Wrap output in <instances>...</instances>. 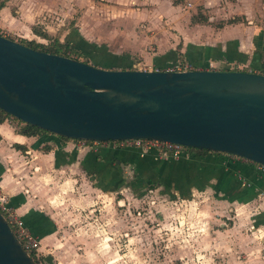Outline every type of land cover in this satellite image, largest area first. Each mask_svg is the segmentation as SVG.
<instances>
[{"label":"crops","instance_id":"crops-1","mask_svg":"<svg viewBox=\"0 0 264 264\" xmlns=\"http://www.w3.org/2000/svg\"><path fill=\"white\" fill-rule=\"evenodd\" d=\"M75 2L55 0L57 25H63L68 16L74 20V30L62 31L58 40L103 61L97 67L131 69L139 62L155 70L185 60L198 69L250 67V72L259 73V54L264 55V0H81L91 4L92 10L82 7L79 16H73ZM43 10L37 0H0V27L10 36L31 41L37 24L47 28L42 25L48 14ZM62 14L67 17L59 18ZM77 145L52 133L22 135L7 120L0 122V190L32 233L45 236L55 227L38 203L50 199V180L60 173L62 185L77 181L82 185L88 179L96 187L108 180L113 181L108 189L116 191L123 179L163 184L171 178L173 188H183L184 193L192 188L219 193L247 216L248 225L264 242V172L257 163L225 153L161 161L153 152L140 155L141 151L110 144ZM187 167L192 168L191 176L180 172ZM122 168L129 169L130 176ZM174 169L180 175H172Z\"/></svg>","mask_w":264,"mask_h":264},{"label":"water","instance_id":"water-1","mask_svg":"<svg viewBox=\"0 0 264 264\" xmlns=\"http://www.w3.org/2000/svg\"><path fill=\"white\" fill-rule=\"evenodd\" d=\"M0 110L57 136L149 139L264 166V75L107 69L0 36ZM0 264H37L0 213Z\"/></svg>","mask_w":264,"mask_h":264},{"label":"rangeland","instance_id":"rangeland-1","mask_svg":"<svg viewBox=\"0 0 264 264\" xmlns=\"http://www.w3.org/2000/svg\"><path fill=\"white\" fill-rule=\"evenodd\" d=\"M75 1L73 16H79L82 7L92 10L91 4ZM37 2L43 7V13L48 14L42 18V25L47 28L37 24L36 29L49 31L51 38L59 37L62 31L74 30V20L65 14L59 18L67 17V21L57 25L55 9L59 5L55 6V0ZM31 39L30 44L28 40H20L24 45L41 49L49 43L37 35ZM90 56L69 53L70 58L87 64L103 63ZM133 65L143 67L139 62ZM240 69L251 70L250 67ZM256 70L262 72L261 68ZM6 120L16 128L14 120ZM62 140L74 141L80 148L94 146L83 140ZM185 154L189 153L177 157L156 156L161 161L191 160L192 156ZM191 169L182 168L180 172L191 176ZM122 170L130 176L129 169ZM170 173L180 175L177 169ZM58 177L61 178L60 173L50 180V199L47 197L38 203L44 209L45 218L55 221V227L44 232L45 236L30 231L35 239L31 258L37 264H264V242L248 225L247 216L219 193L193 188L184 193L183 188H173L171 178L163 184L147 182L144 178L123 179L122 187L112 191L108 188H113L110 185L113 181H102L96 187L88 179L82 185V181L62 185Z\"/></svg>","mask_w":264,"mask_h":264},{"label":"built area","instance_id":"built-area-1","mask_svg":"<svg viewBox=\"0 0 264 264\" xmlns=\"http://www.w3.org/2000/svg\"><path fill=\"white\" fill-rule=\"evenodd\" d=\"M0 36L10 38L11 36L0 27ZM13 40L16 41V38L12 36ZM143 66L141 68L135 67L132 64V69H145ZM236 69V67H232ZM198 69L194 64L185 60H176L168 66L163 67L162 69L155 70H166V71H186ZM238 70H241L237 67ZM208 70V69H207ZM213 70V69H211ZM85 140H83L84 142ZM92 145L104 144L112 145L113 147L119 148H134L139 151H148L151 150L155 154H161L163 156L177 157L182 153H186V147L181 146L176 143H169L164 141H156L149 139H127V140H116V141H89ZM113 143V144H111ZM186 155V154H185ZM229 155V154H228ZM234 156V155H233ZM237 157V156H234ZM240 158V157H239ZM243 159V158H241ZM245 160V159H244ZM260 171L264 172V166L257 164ZM0 213L4 217L7 225L15 234L16 238L20 242L23 249L28 253L29 251L35 248V239L30 231L24 226L23 221L14 213L13 209L8 204V199L4 193L0 190Z\"/></svg>","mask_w":264,"mask_h":264},{"label":"trees","instance_id":"trees-1","mask_svg":"<svg viewBox=\"0 0 264 264\" xmlns=\"http://www.w3.org/2000/svg\"><path fill=\"white\" fill-rule=\"evenodd\" d=\"M33 32H34L35 35L48 40L49 41L48 45L45 48H43V49L37 48V47H32L31 45H28V44H25V46L31 47V48L39 50V51H44V52H47V53L59 54V55H63V56H66V57H69V53L70 52L75 53L77 55H81L83 57L86 55L83 51H80L76 47L71 46L67 42L61 43L58 40V37L51 38L50 35H48L45 32H40L36 28H33ZM10 38H12V36ZM16 41L21 43V44H23V42L20 39H17ZM26 42L29 43L31 41H26ZM39 46H42V45H39ZM262 56H263L262 53H260L259 54V60H260V67L259 68L262 69V72H260V74L264 75V59H262ZM125 68L126 69H130L129 66L128 67H124L122 69H125ZM6 119H11V120H14L16 122L15 125H16L17 129L15 128V131L17 133H19V134L26 135V136H41L43 134H49V132H47V131H45L43 129H40V128L36 127V126L30 125V124H27V123H22L19 120L11 117L10 115H8V114L4 113L2 110H0V122L4 121ZM57 137L60 138V139H69V138L62 137V136H57ZM87 142H89V141H87ZM43 146H44L43 147L44 150H48L49 149V147L47 145H43ZM117 149H122V150L126 149L128 151H136V152L139 151L138 149H134V148H119L118 147ZM117 149H115V150H117ZM146 152L149 153V152H152V151L148 150ZM186 152L189 153V155H191V156H203V155L208 154V153H212V154H220L221 153V152L208 151L206 149H197V148H190V147H186ZM28 254L30 255V257H32L33 256V250L29 251Z\"/></svg>","mask_w":264,"mask_h":264}]
</instances>
